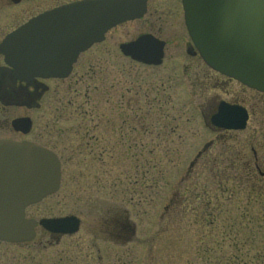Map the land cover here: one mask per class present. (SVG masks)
<instances>
[{"label": "rangeland", "instance_id": "obj_1", "mask_svg": "<svg viewBox=\"0 0 264 264\" xmlns=\"http://www.w3.org/2000/svg\"><path fill=\"white\" fill-rule=\"evenodd\" d=\"M10 21V13L1 9L0 26ZM171 45L184 47L181 40ZM99 52L91 48L80 55L76 66L85 75L92 65V89L80 88L74 103L63 108L46 100L27 111L32 128L25 136L12 133L3 121L25 109H1L2 135L39 142L62 159L59 189L29 205L26 216L74 214L81 225L79 232L58 243L40 226L32 241H0V264H264V218L257 215L258 204L247 198L249 184L237 182L236 165L225 164L215 145L207 155L219 156L221 169L228 167L226 183L211 182L221 174L219 169L217 174L209 171L207 160L214 159L207 155L190 167L203 144L216 138L202 121V105L176 71L182 61L179 53L157 67ZM161 78L167 80L169 103L159 104L153 98ZM254 98L246 128L231 134L235 139L228 142L230 146L239 142L247 153L250 145H264V97L255 93ZM167 121L175 129L170 139L159 127ZM121 129L129 136V150L122 149ZM139 137L143 152L138 150ZM149 163L155 171L145 172ZM207 202L208 212H202ZM113 210L127 213L134 229L135 235L125 244L114 243L99 230L96 236L88 231L94 217L99 220ZM211 219L214 225L208 226ZM48 242L55 243L48 246Z\"/></svg>", "mask_w": 264, "mask_h": 264}, {"label": "water", "instance_id": "obj_2", "mask_svg": "<svg viewBox=\"0 0 264 264\" xmlns=\"http://www.w3.org/2000/svg\"><path fill=\"white\" fill-rule=\"evenodd\" d=\"M183 5L188 32L204 61L264 91V0H183ZM101 6L81 0L40 14L10 33L0 43V52L7 63L15 65L16 61L18 71L66 74L62 60L70 63L100 40L108 27L130 16L116 17ZM48 26L50 31L60 32L58 47L42 42ZM120 48L134 60L161 62L162 42L147 35ZM226 109L220 108L213 121L224 128H244L246 115L233 116ZM12 124L26 133L31 121L17 118ZM59 182L60 162L52 150L32 141L0 139V240L27 242L34 237L37 224L54 233L77 231L79 220L73 215L39 221L25 217V207L57 190Z\"/></svg>", "mask_w": 264, "mask_h": 264}, {"label": "flooded vegetation", "instance_id": "obj_3", "mask_svg": "<svg viewBox=\"0 0 264 264\" xmlns=\"http://www.w3.org/2000/svg\"><path fill=\"white\" fill-rule=\"evenodd\" d=\"M76 1L80 0H0V10L5 9L6 12H9L11 15V21L0 26V42L10 32L27 21L32 20L39 14ZM91 1L95 5L101 4V7H103L106 12L115 15L116 17L122 15L130 16L118 20L115 24L107 28L103 32V36L100 40L93 42L88 49L80 52L70 63L69 61L62 60L63 71L68 69L66 74L40 75L18 71L17 68L19 65L16 64V61L15 65L7 63L5 61V55L0 52V113L1 109L6 110L9 107L25 109L23 112L14 115L9 120L4 118L3 121L6 126L5 128L9 129L14 134L25 136L32 128V118L27 111L40 108L42 102L46 100L56 102L63 108L65 104L74 103V100L78 97L79 92L81 91L80 88L85 87L92 89V65H89L90 67L85 75L76 71L77 61L80 55L86 53L92 48L102 51L99 53L106 56H117L120 60L122 58L129 59V57L122 52L120 46L136 40L142 35H147L163 42L160 64L147 66H162L167 61L176 59L178 53L182 58V61L176 64V71L179 73L180 77L186 79V85L189 89V93L194 98V101L202 105L199 108L202 121L205 127L211 131L216 138L203 144L200 156L205 157L208 152L217 145L219 154L226 162L225 164L233 163L234 166L236 165L235 171L239 174L236 176L237 182L249 184L247 198L249 200L264 199V186H259V184L264 183V145H261L260 148L250 145V153H247L246 149H243V147L240 148L241 144H239V142L237 145L238 147L236 146L235 141L232 146L228 144V142L231 141L230 139L234 138L231 134L238 133L246 128L253 113L250 109L252 105H256L254 98L255 93L264 97V92L248 87L234 78L212 69L204 62L189 37L185 24L182 0ZM49 27L50 26L46 27L42 42H46V45L56 44L58 47L60 32H52ZM174 40L183 41L184 47L178 49L177 47L172 46L171 41ZM166 81V78H164V80L161 78L157 87L152 90L153 98L159 104L171 102L169 92L167 91V88L169 87L165 84ZM128 88L129 87H127V90ZM222 107L227 108L226 110H232L228 113L233 114V116H239V113L245 114V127L240 130H234L226 129L217 125L213 119L218 115L220 108ZM26 117L31 121L30 130L26 133L22 132L20 129L16 130L12 121L17 118ZM216 118L218 119V117ZM137 120H140L137 124L141 129V127L144 126L143 117L139 116ZM170 124V121L166 124L167 130L171 129L168 127L171 126ZM124 132L125 131L121 129L122 134L120 136L123 137L125 142L123 143L124 148L122 149L129 150V136L124 134ZM124 135H126V137H124ZM157 136H159V134ZM236 136L237 135H235V137ZM0 139L12 141L27 140L23 137L16 139L10 135H2L1 133ZM137 146L139 151L144 150V143L140 137L138 138ZM58 156L62 166L61 156L59 154ZM127 156L124 158L127 159ZM208 157L209 159H214L211 163L207 160L206 166L209 171H214V174H221L220 176H215L214 178L217 179L212 180L211 182L216 181V183H226L228 178L227 175H225L226 171L224 169L228 167L224 166V169L220 168L218 165L219 162L217 164L219 156L211 157L207 155L206 158ZM218 169L219 171L216 173V170ZM208 208L209 202H207L201 210L202 212L204 210L205 212H208ZM108 213L100 215V217H98L99 220H97L96 217L92 219L88 230L90 234L96 236L97 231L99 230L98 233L106 236L114 243L125 244L129 242V239L132 238L135 233L132 225L126 218L128 217V214L124 211L116 212L114 210ZM78 218L79 228L75 233L80 231L81 218ZM101 221L104 224L100 223ZM44 231H46V234L51 238H56V240H54L56 243H58L61 237L65 236L64 234L50 232L45 229ZM55 242H48L47 245L49 246ZM95 244L96 243L92 240V255ZM47 245L44 244L43 246L45 247ZM97 252H100V248L97 249ZM58 262L59 261H57V263Z\"/></svg>", "mask_w": 264, "mask_h": 264}, {"label": "trees", "instance_id": "obj_4", "mask_svg": "<svg viewBox=\"0 0 264 264\" xmlns=\"http://www.w3.org/2000/svg\"><path fill=\"white\" fill-rule=\"evenodd\" d=\"M161 118V117H160ZM169 121H167V122H160L159 123V127L161 126L162 128H163V131L165 130V132H166V134L163 136V137H167V136H169L168 137V139H170L171 138V135H173V133H174V130L175 129H173V127H171V126H168V127H170L171 129L170 130H167V123H168ZM171 125V124H170ZM162 137V136H161ZM161 142L163 143V141L161 140ZM162 146H163V144H162ZM143 154V153H142ZM149 160V157H146V164H147V161ZM148 166V167H147ZM145 168H146V170H145V172H149L151 169L152 170H154L155 168H156V166L155 165H152L151 163H149L148 165H147ZM155 171V170H154ZM153 174V173H152ZM255 203L257 202L258 203V206H259V208H258V213H257V215H259L260 217H262V218H264V199H260V200H253ZM205 216L206 215H202V218H205ZM205 224V222H202V226ZM212 224L214 225V220L213 219H211V220H208V222H207V225L209 226V225H211L212 226ZM210 226V227H211ZM258 232H259V229H258ZM257 234V236H258V233H256ZM262 234H264V232L262 233ZM259 257H260V255H258ZM243 263H245V262H242V263H240V264H243Z\"/></svg>", "mask_w": 264, "mask_h": 264}]
</instances>
